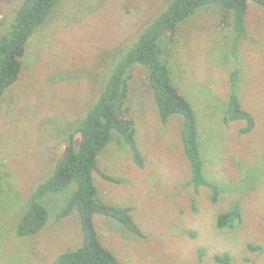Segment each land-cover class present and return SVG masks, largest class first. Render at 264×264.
<instances>
[{"label":"rangeland","instance_id":"rangeland-1","mask_svg":"<svg viewBox=\"0 0 264 264\" xmlns=\"http://www.w3.org/2000/svg\"><path fill=\"white\" fill-rule=\"evenodd\" d=\"M20 1L0 0V31ZM170 1L60 0L27 39L18 78L0 97V264H50L81 245L77 209L57 218L75 183L41 198L47 221L36 234L17 236L16 222L111 67ZM223 11L208 4L161 40L172 82L193 109L202 175L218 186L216 201L209 186L190 183L180 116L162 122L145 67L128 73L126 103L144 164L115 133L92 172L99 200L131 208L142 233L93 215L98 240L122 264H220L213 256L223 253L230 264H264V5L248 1L238 38ZM232 73L234 93L254 118L246 134L242 120L222 122ZM232 207L238 214L218 227Z\"/></svg>","mask_w":264,"mask_h":264},{"label":"trees","instance_id":"trees-1","mask_svg":"<svg viewBox=\"0 0 264 264\" xmlns=\"http://www.w3.org/2000/svg\"><path fill=\"white\" fill-rule=\"evenodd\" d=\"M250 0H171L167 7L134 37L124 55L111 67L103 88L81 119L74 122L68 135L64 151L57 159L53 172L31 195L28 208L16 222L17 236L39 232L47 221V210L40 202L48 192H58L67 185L76 187L57 218L77 209L82 230L81 245L57 256L50 264H122L98 240L93 224L94 214L108 216L127 231L142 235L134 222L129 207L109 205L99 200L92 172L96 169L97 156L117 133L118 138L129 147L133 162L142 167L143 157L134 137V120L126 103L128 95V73L134 64L147 71L153 99L162 122L170 115L181 118V140L184 154L190 166V183L195 187L206 185L211 189V199L216 201L219 189L202 175V160L198 145V131L193 109L187 99L174 86L167 62L162 56L161 40L174 35L176 28L187 17L208 4H219L224 8L223 18L231 17V34L239 37L245 33L244 16ZM264 5V0H251ZM60 0H21L13 11L12 18L0 31V97L18 78L22 68L27 39L47 18ZM131 40V41H132ZM130 41V42H131ZM232 92L227 99L222 122L242 120L239 132L246 134L254 127L253 116L242 108L234 88L235 73H232ZM79 135L77 146L74 136ZM119 182L120 179L104 175ZM238 214V209L220 213L216 225L223 227ZM250 248H255L250 245ZM213 261L230 264L226 253L215 254Z\"/></svg>","mask_w":264,"mask_h":264}]
</instances>
